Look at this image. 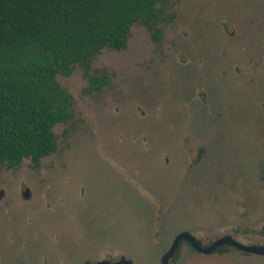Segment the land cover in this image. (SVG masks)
Returning <instances> with one entry per match:
<instances>
[{
	"label": "rangeland",
	"instance_id": "1",
	"mask_svg": "<svg viewBox=\"0 0 264 264\" xmlns=\"http://www.w3.org/2000/svg\"><path fill=\"white\" fill-rule=\"evenodd\" d=\"M157 7L158 39L138 21L125 49L56 77L72 99L55 151L0 169V264H159L175 231L239 225L245 202L248 221L264 218L253 172L264 0ZM193 149L205 152L191 168Z\"/></svg>",
	"mask_w": 264,
	"mask_h": 264
},
{
	"label": "trees",
	"instance_id": "2",
	"mask_svg": "<svg viewBox=\"0 0 264 264\" xmlns=\"http://www.w3.org/2000/svg\"><path fill=\"white\" fill-rule=\"evenodd\" d=\"M168 0H0V166L38 167L56 148L55 125L72 96L56 77L85 71L103 49L126 48L134 23L152 22ZM107 84L90 79V90ZM89 91V90H87Z\"/></svg>",
	"mask_w": 264,
	"mask_h": 264
},
{
	"label": "flooded vegetation",
	"instance_id": "3",
	"mask_svg": "<svg viewBox=\"0 0 264 264\" xmlns=\"http://www.w3.org/2000/svg\"><path fill=\"white\" fill-rule=\"evenodd\" d=\"M258 31L260 32H259V36L256 39L257 46H260L262 51H264V48L262 47V44L264 43V26H260L258 28ZM263 56L264 54L262 53L258 55V61L256 66L257 69L259 70V73L255 71V74L258 77L257 82L258 81L260 82L262 88V90H259V93L261 94L259 98L261 100H263L264 98V75H263L264 57ZM262 103L260 105V110H259L260 122H258V124L256 123V126L258 125L257 135L259 142L257 147V160L254 161V165H253L254 176L257 181V185H259L260 187H262L264 184V102ZM195 151H196V156L194 157L191 156L190 159L192 163L190 164L191 168H193L192 165L198 164V162L202 158V155H204L205 152L204 149H196ZM166 164H169V162L167 161ZM2 167L6 168L5 166H0V169ZM14 168H6V169H14ZM26 189L28 190V188H24L23 191H20L22 194V197L20 196V198L23 199V201H29L31 199L30 190H28V195H29L28 198L24 197L23 193ZM4 199H5L4 191L0 190V202H4ZM246 204L247 203L245 202L243 205V207H245L243 213L239 214V222H240L239 225H235L236 223L227 224V223H231L228 221L227 223H218L217 226L212 228H194V229H185V230L182 229L179 231H175L176 234L173 236L169 248L172 246L175 238L179 234H182L184 232H189V233L191 232L192 237L194 238L198 246V250H195L189 242L185 240H181L178 242L176 252L174 256L169 260L168 264H263L264 255L247 253L224 243L216 245L218 241L229 237L232 242L234 241L235 243H239L245 247H264V218L259 220L255 219L253 221H248L247 220L248 211L250 207L248 205L250 204L248 205ZM261 206L262 208H264L263 204H261ZM252 207L254 208V206ZM259 208L260 207L258 206L257 210ZM262 216L263 215H260L258 218H261ZM214 245L216 246L215 248H213L211 252H204L209 250ZM168 249L165 252H163V254L166 253ZM183 255L185 256L184 259H182L178 263L176 261L178 260L177 257L180 258ZM121 257L124 256H120V257L117 256L114 261H110V260L97 261L95 262V264H115L120 260ZM129 260L132 262V264H134L133 260L131 259ZM85 264H90V263H85Z\"/></svg>",
	"mask_w": 264,
	"mask_h": 264
},
{
	"label": "water",
	"instance_id": "4",
	"mask_svg": "<svg viewBox=\"0 0 264 264\" xmlns=\"http://www.w3.org/2000/svg\"><path fill=\"white\" fill-rule=\"evenodd\" d=\"M23 195H24L25 198H28L29 195H28V190L27 189L24 191ZM181 240H185V241L189 242L195 250H198V246H197L194 238L192 237V233L184 232L182 234H179L175 238L172 246L168 249V251L166 253H164L160 257L159 264H168L169 260L174 256V254L176 252V249H177V246H178V242L181 241ZM222 243L231 245V246L235 247L236 249H239V250L247 252V253H254V254H258V255H264V247H245V246H242L239 243H235L234 241L232 242L229 237L218 241L216 243V245L222 244ZM216 245L212 246L209 250L204 251V252H211L213 250V248H215ZM115 264H132V262L129 259L121 257L120 260L117 263H115Z\"/></svg>",
	"mask_w": 264,
	"mask_h": 264
}]
</instances>
